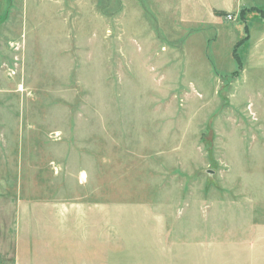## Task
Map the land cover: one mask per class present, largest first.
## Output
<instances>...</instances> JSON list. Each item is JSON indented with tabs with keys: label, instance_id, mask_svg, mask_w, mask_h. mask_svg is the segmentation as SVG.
Listing matches in <instances>:
<instances>
[{
	"label": "rangeland",
	"instance_id": "374dc122",
	"mask_svg": "<svg viewBox=\"0 0 264 264\" xmlns=\"http://www.w3.org/2000/svg\"><path fill=\"white\" fill-rule=\"evenodd\" d=\"M254 8L264 10L0 0V211L35 188L79 194L83 167L90 210L146 202L168 237H214L246 206L264 207V34L253 32L264 16ZM5 222L1 233L13 232ZM144 227L130 229L152 235Z\"/></svg>",
	"mask_w": 264,
	"mask_h": 264
},
{
	"label": "crops",
	"instance_id": "0c3cea01",
	"mask_svg": "<svg viewBox=\"0 0 264 264\" xmlns=\"http://www.w3.org/2000/svg\"><path fill=\"white\" fill-rule=\"evenodd\" d=\"M224 4L216 2L221 8L229 6ZM240 4L264 8V0H240ZM256 23L253 32L264 34V21ZM76 179L79 194L35 188L32 199L17 194L18 201L0 211V264H264L261 204L246 206V215L243 208L242 220L226 219L224 231L215 229L223 236L217 237L215 231L214 237H168L167 219L154 214L151 204L97 203V209L90 210L84 203V167ZM7 218L14 231L1 233ZM149 225L152 235H137L130 229L146 226V230ZM89 226L97 230L89 231ZM89 243L95 244L92 249Z\"/></svg>",
	"mask_w": 264,
	"mask_h": 264
},
{
	"label": "trees",
	"instance_id": "16d2710c",
	"mask_svg": "<svg viewBox=\"0 0 264 264\" xmlns=\"http://www.w3.org/2000/svg\"><path fill=\"white\" fill-rule=\"evenodd\" d=\"M253 10H257L258 12H260L264 16V10H260V9H257V8H254Z\"/></svg>",
	"mask_w": 264,
	"mask_h": 264
}]
</instances>
